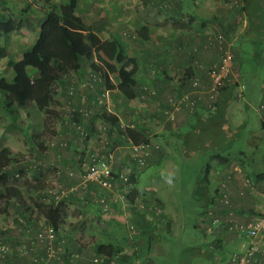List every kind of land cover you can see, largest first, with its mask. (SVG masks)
Segmentation results:
<instances>
[{
	"label": "crops",
	"instance_id": "0c3cea01",
	"mask_svg": "<svg viewBox=\"0 0 264 264\" xmlns=\"http://www.w3.org/2000/svg\"><path fill=\"white\" fill-rule=\"evenodd\" d=\"M223 1L224 0H110L109 16L106 17L104 15L95 18L88 9V6L91 5L90 0H78V8L80 3L83 2L85 9L84 15H77L81 17L86 25L98 31L97 35L101 40H107L109 38L117 39L124 46L125 53L129 57L132 56V50H129L133 49L132 45L141 47V52L145 54V62H143L140 68V71H142L140 73L141 76L137 78V72L135 75L137 80L135 98L126 100L116 89L109 90V99L106 108L118 118L121 129L130 128L134 131L135 135L142 138L143 141H150L152 146L150 147L151 153L148 160H150L152 164L164 162L166 166H172L174 159L177 157L178 147L187 149L186 154L188 157L195 148L197 150H212L211 155L208 156L207 171L205 172L203 168L196 180V182L199 183L198 192L199 189L203 191L200 194L197 192L196 196L193 192L192 197L196 198L197 201H202V203L205 201L211 203L207 208L220 220V223L213 227V231L210 234L211 240L215 239V237L222 239L220 250L217 252L220 257H227L229 255L227 252L229 247L240 244L241 247L239 246V248H236L238 251L241 250L244 245L237 240L239 237L227 231V210L222 203L218 201L221 192L218 184L221 181L226 182L225 193L231 202L233 211L232 218L237 223L245 224L250 217L258 214L262 209L264 201V184L261 182L253 183L251 181L254 187L253 193L250 195H240L241 191L244 190L242 180L251 176V174L248 172L245 164L240 168H238V166H234L233 168L230 167L228 156L219 152L220 149H223L225 144H229L230 129L232 128L234 130L235 128L233 127L234 125L231 124V117L234 119V115H237V117L240 118L239 116L242 113V122L245 123L246 120V115L243 113L242 107L236 105L235 100H233L232 92H234L235 89H233L231 84L226 91L220 90L216 100L213 102L215 107L214 110L208 107L211 102L205 97L200 102L195 112L183 108L175 113V118L172 122L166 121L162 114V109L169 98L176 100L190 89L188 75L191 73L195 74L202 84L208 85L209 81L205 69L211 64L216 63L218 56L216 52L213 53L204 50L203 43L205 34L208 32L213 33L222 31L226 34L233 35L236 30L234 22L236 14L235 12L229 13L224 8ZM252 1V4L259 5L260 10L264 7V0ZM23 3H25L23 0H0V13H5L10 17L12 14H18L19 11L27 13V7L22 8ZM31 3V0H29L27 5ZM131 7H134V9L131 10ZM48 11L45 10L41 12L42 14L39 12L41 14L40 18L38 19V17H36L35 19L40 21ZM131 11L135 12V14L134 17L133 14L130 15L132 17L129 18L127 15H129ZM247 19L250 26L248 31L244 32L243 38L250 33L255 34V36L262 35V38L259 40L260 46L255 47L250 45L252 36L249 37L248 44H245L244 40H242L243 38L240 40L241 49L238 56L236 55L234 58L233 66V68L236 66L240 81H243L242 74L244 72V65L253 63L264 64V25L262 19L261 17H255L254 20ZM254 23L255 25H253ZM37 29L36 27L28 29V31L33 30L32 35L34 37L32 42L28 45V48L35 41ZM106 31H108V35L104 36V32ZM28 33L27 31H19V34L23 37L28 36ZM140 36L143 37L144 41H141V39H139L140 41L134 40V38L138 39ZM24 42L25 41L22 42L20 37L17 38L14 49L18 46L17 44L22 46ZM260 48H263V50L260 51ZM22 49L23 50L16 52L18 58H20V53L24 51V47ZM6 50L8 56L10 53L8 46ZM244 53L248 54L249 58L244 59ZM193 61H196L203 69L193 68L191 66ZM0 66L2 67L0 70H4L3 68H5V66L2 62H0ZM84 66L81 72L76 74L75 77H78L82 81H87V63H85ZM5 70L11 75L9 68L6 67ZM115 75L116 72L111 73L109 76L112 83L117 86L119 78L115 77L113 79ZM68 79L69 78L63 79V81L58 83L56 95L50 101V122L53 120L50 129L54 131V136L57 138L54 144L55 147L49 148L53 151H57V153L52 155L54 156L53 160L56 159V161L52 163L55 165L58 164L60 167V181L64 182V185L77 183L76 186L63 192L62 196L66 195L64 216H66L67 213V202H69V198H71L70 196L67 197V194L71 193L76 187L81 186L80 190L86 193L84 196L87 199V203H89V206L78 208L82 221L93 222L97 220L102 226L106 227L108 223L128 225L133 221H138V219L141 220V217L136 215V209L128 208V206L122 207L118 210V213H103L101 208L93 202L94 198L90 194L91 190L93 192V190L97 189V185L94 183L87 185L83 184L85 169L84 167L80 168L78 166V160L83 156L84 149L82 148V143H79L74 131L64 123L74 116L86 128L95 129L96 126L100 124L102 126L104 124L100 118L98 119L96 117V115L102 114L104 108L100 109L91 104V100L100 90L98 85L97 87L96 84H94L89 88L76 89L75 95L69 97L66 92L69 83ZM225 86H228V84ZM144 88L155 91L156 96L147 95L143 90ZM81 97H84L85 102ZM83 106L90 108L94 115L87 118L80 116L78 114V109ZM97 111H99V113H97ZM233 113L234 115H232ZM263 118L264 115L260 116L262 122ZM236 125L241 126L242 124L236 123ZM113 133L112 136L115 140L116 136ZM203 134H205L204 136L207 138L204 137ZM58 138L66 142V148L68 147V150H70L69 152H72L71 154L65 155L58 153L62 152L60 151L62 150L61 148H56ZM153 145L159 149L156 153ZM43 146L44 144L40 145V151H42L41 157L46 159L48 155L43 153L45 149ZM130 146H118L120 148H118L115 153V170L118 166L121 167L119 172L128 168L129 165L126 166L124 163H128L131 160L130 154H120L126 152L124 150H128V148L125 149L123 147ZM73 149L74 152H76L74 154L72 151ZM35 150H38V148H35ZM77 151L80 153L82 152V154L79 153L78 156ZM37 157L39 156L37 155ZM138 174L136 173L135 176L138 177ZM83 186L85 188H82ZM206 194H210L211 201ZM72 198L75 200L74 197ZM91 208L95 210L93 211L94 213L90 211ZM64 216L62 222L65 220ZM206 221H208L207 217ZM145 222H148L146 217ZM68 226L70 227L69 230ZM68 226L65 227L68 230L67 233H63L62 229L64 227H62V223L58 229V236L66 238L63 254L64 256L66 255L65 258L67 259V263L72 259L71 255H76L75 257L80 255L82 259L76 260L75 264H90V260L96 257L95 250L97 245H100L97 243L100 239L97 236H93V234L89 235L85 232H80L82 229H86V227L80 224ZM138 231L140 232L139 229ZM143 237L145 238L144 233H137V236L130 239V241L134 240V246L138 247L135 253L132 251L128 252L124 247L119 255L124 258L135 257L136 260L139 261L140 258L144 256V251H146L145 247L149 249L148 246H150ZM12 244L16 245L17 243L14 241ZM229 244L231 245L229 246ZM259 244L264 249V237ZM16 248V246L12 248V250L15 251L14 256L10 258L8 255L9 257H7L6 260L10 261V259L14 258V262L17 260L21 264L28 262L29 259L27 257L17 254ZM198 253L203 256L204 264L210 263L211 252L209 253L208 251H203L198 248L195 254L197 255ZM117 259L118 258L115 257L112 260L114 261ZM261 261L262 264H264V254L261 256Z\"/></svg>",
	"mask_w": 264,
	"mask_h": 264
},
{
	"label": "rangeland",
	"instance_id": "374dc122",
	"mask_svg": "<svg viewBox=\"0 0 264 264\" xmlns=\"http://www.w3.org/2000/svg\"><path fill=\"white\" fill-rule=\"evenodd\" d=\"M23 1L25 3H23L22 8L27 7V13L19 11L18 14H12L11 18L16 19L18 25L21 24L19 27L20 31H27L29 32V35L23 37L19 34V31L15 32L18 34L12 33L10 35L7 46L8 49H10L8 57L10 55L9 58L12 59L18 58L16 52L23 50V47L24 50L28 48V45L34 39L32 35L33 30L28 31V29L33 27H36L37 29L40 23L38 19L42 14L41 12H44L45 10L48 11L43 0H31L32 3L28 5L27 2H29V0ZM65 1L66 0H53V4L58 6ZM90 2L91 5L88 6V9L92 16L95 18L104 15L106 17L109 16L110 0H90ZM225 2L226 0L223 1V4H225ZM84 7L83 2L80 3L77 14L84 15ZM131 8V10L134 9V7ZM251 11L249 20H254L255 17H261L264 25V7L259 11L256 10L255 14L254 10ZM132 14L134 17L135 12L133 11L127 16L131 18L132 16L130 15ZM36 17H38V19H35ZM253 25H255V23ZM238 30L239 28L235 30L236 33ZM106 35H108V31L104 32V36ZM37 36L38 31L35 40ZM250 36H252L250 42H253H251L250 45L252 47L260 46L259 40L262 38V35L255 36V34H248L242 39L245 44H248ZM19 37L22 42H25L22 46L17 44L18 46L14 49L15 41ZM132 47L133 49L129 50H132L131 55L136 59L138 64L136 75L138 78L141 76L140 73L142 71H140V68L142 67L143 62H145V54L141 52V47L137 45H132ZM243 58H249V55L244 53ZM0 68L2 67L0 66ZM5 68H3L4 70H0V75L10 79L11 75L5 70ZM238 75L235 66V68H233V79L235 78L239 80L240 78ZM242 75L243 81L241 82L244 84L243 96L241 99H238L235 92H233L232 96L236 105L242 107L243 113L246 115V120L245 123L242 122V113L239 116L240 118H238L237 115H234V113L232 114L234 115V119L231 117V124L234 125L233 127L235 128L234 130L232 128L230 129V139H228L229 144H225L223 149H220L219 152L228 156L230 167L233 168L234 166H238V168H240L245 164L248 172L252 175L254 173L264 172V128H262V121L260 119V116L264 115V110L259 109L261 105H264V64L253 63L250 65H244V72ZM115 77H117V75H115L113 79ZM50 119L51 118L45 117L42 114H37L30 120H25L23 115L20 114L19 121L14 125L9 124L10 120L5 116L0 119V148L7 147L11 151L8 163L9 168H15L19 161H24L27 169L26 172L28 173L27 176L21 175L14 178L16 180L9 178L7 183H9L8 185H19L21 189L22 206L28 210V213H25L24 217L25 219L30 218L36 220L39 225L37 228L38 230L32 231L31 228L22 224L20 220L16 222L15 219H18L19 217L17 218L14 208L11 205L5 206L4 202L0 199V232H4V234H0V243L5 246L7 249L6 253L10 258L13 257L12 253H15L12 248H15L16 246L17 254L29 259L28 262H25L24 264H33L34 255L32 251L35 252V255L38 254L37 256L42 255L45 246H47V249L49 247V250L51 249L52 251H55L54 255L59 258V261L57 262L53 260L55 264H75L76 260L82 259L80 255H77V257H75L76 255H72V259L68 263H65L64 260L66 255L62 258V252H60V250L63 251L65 246L63 248L58 246L55 249L53 246V240L48 241L45 236L46 227L44 224V218L39 211L35 209L36 202H38V199L39 201L41 199L40 195L46 196V194L42 193V191L38 192L37 189L31 187L37 183L30 174V171L33 169V164H40L42 166V175L45 176L43 183L46 184L48 189H51L52 187H59L62 189L66 186L64 185V182L60 181V167L58 164L55 165L52 163L53 161H56V159L53 160L54 156L52 155L57 153V151H53L49 148L53 147L50 145L55 144L57 138L54 136V131H51L50 129L53 123V120L50 122ZM236 123L242 125L237 126ZM204 135L205 134H203V136ZM40 143L44 144L43 147L45 149L43 150V153L48 155V158L46 159L40 155L42 152L40 151ZM146 143L149 145L148 152L150 156V147L152 144L150 141H147ZM153 147L155 148L154 150L156 153L159 149L154 145ZM33 148H38V150H35L34 152ZM61 149L62 150L60 151L62 152H58L60 154L68 155L72 153L69 152L70 150H68V147H61ZM72 151L73 154L76 153L74 152V149ZM124 151L126 152H122L120 155L130 154L129 150ZM77 153L79 156L80 152L77 151ZM186 153L187 149L178 147L177 157L174 159L172 166H166L164 162L160 164H152L151 161L148 160V156L145 167L139 171L138 177L136 178V187L140 190V194H142L141 197L138 196V198H136V201L138 203L141 201L143 204L146 201L147 206L144 204V213L145 217L148 219L150 229L153 230L149 242L150 246L148 252L147 247H145L146 254L140 258L139 261H137L135 257H127L120 261L114 260L115 264H204L203 256L200 255V253L196 255L195 252L198 248L206 251L207 243L212 241V238L211 235H205L204 233L206 215L202 214L204 208L200 206L202 201H196L195 198L192 197V193L194 191L198 192L199 186L196 185V180L198 179L201 170L207 164L208 156L211 155L212 150H197L195 148L192 154L190 153L189 157ZM80 154H82V152ZM37 155L40 157H37ZM128 163L124 164L127 166ZM130 188L132 189V185ZM202 191V189L201 191L199 189L198 193L200 194ZM98 192L99 189L97 187L93 192L91 190L90 194L95 199ZM72 193L71 196L74 197L75 200L69 198V202H67V213L66 216H64L65 220L62 222V227H64L62 229L63 233H67L70 229L68 225L80 224L86 227V229H82L80 232L97 236L100 239L97 242L98 244L110 242L113 245L117 244L121 245L123 248L125 247L128 252L132 251L135 253V250L138 247L134 246V240L130 241L132 237L128 226L131 223L128 225L108 223L107 226L104 227L97 220H94L93 222L82 221L78 208L89 206V204H87L82 198L85 197L84 195L86 193L83 190H78ZM93 202L95 201L93 200ZM46 203H49V200ZM90 211L94 213L93 211L95 210L91 208ZM67 226L68 230L65 228ZM38 234L42 235V237ZM237 240L246 247L244 239L237 238ZM14 241L17 243L16 245L12 244ZM230 245L231 244H229V246ZM239 246L240 244L229 247L227 251L228 254L230 255L232 253L243 251L244 246L241 250H236ZM59 247L60 250H58ZM6 259L7 258L0 257V264H21L18 260L14 262V258L10 259V261Z\"/></svg>",
	"mask_w": 264,
	"mask_h": 264
},
{
	"label": "trees",
	"instance_id": "16d2710c",
	"mask_svg": "<svg viewBox=\"0 0 264 264\" xmlns=\"http://www.w3.org/2000/svg\"><path fill=\"white\" fill-rule=\"evenodd\" d=\"M43 3L49 11L48 13H45L43 19L40 20L39 27L37 29L38 36L32 45L21 53L20 58L18 59L9 58L7 56L6 47L9 42L10 35L20 31L19 27L21 24L18 25L17 20L11 18L9 15L0 13V62H2L4 66L9 68L11 71L10 79L0 75V119L1 117L5 116L10 120L9 124L14 125L19 121L20 114L23 115L25 120H30L34 115L37 114H42L45 117L51 118L50 101L56 95L57 85H59L58 83L63 81V79L69 78V83L66 88V92L69 97H73L75 95V92L77 91L76 89L89 88L96 84V87L98 85L100 90L98 94H96L91 100V104L92 106H97L100 109L104 108L102 114L96 115V117L98 119L100 118L104 124L102 126L101 124L96 126L95 129L86 128L74 116L69 118V120L64 123L74 131L79 143H82V147L88 143V140H91V143L94 146L99 145V142L102 140V136H104L107 141L105 146L107 153L114 147L133 146L139 145L142 142H147L143 141L142 138L137 137L134 131L130 128L121 129L118 118L106 108L107 104L102 102L98 103V100L103 94L106 92L108 93L109 90L113 89H116L118 93L126 100H132L135 98V87L137 85L135 75L138 68L136 59L132 56L129 57L125 53L124 46L117 39L109 38L107 40H101L97 35L98 31H96L94 28L92 29L82 21L81 17L77 15L78 0H66L64 3L58 6L53 4V0H43ZM252 3V0H237L236 5L232 6L231 8H228L226 5H224V8L229 13L236 12L234 22L236 24V29L239 28L238 32L242 28V31L239 33L237 38L239 51L241 49L240 40L243 38L244 32L248 31L250 26L247 18L250 17L252 12L251 10H254V14L256 13V10H260L259 5H254ZM218 32L228 38L238 33H236V31L233 35L226 34L222 31H216L213 33ZM206 35L207 34L204 36V40L206 39ZM139 39L144 41L143 37L141 36L140 38L138 37V39L134 38L135 41H140ZM260 49V51L263 50V48ZM212 52L215 53L214 50H212ZM85 63H87L88 67V77L87 81H82L78 77H75V75L81 72L82 68L85 67ZM115 72L119 78V83L117 86L112 83L109 76L111 73ZM227 84L228 86H223L221 88L222 91L229 89V85L231 84L233 89L236 91L237 83H231L229 81ZM154 96H156V94ZM81 99L85 102L84 97H81ZM86 110L88 113L84 115L83 112ZM97 113H99V111H97ZM78 114L83 118L94 115L93 111L90 108H87V106H83L78 109ZM261 125L262 128H264V121L261 123ZM86 131L89 134V138H81L80 132ZM112 133L116 136L115 140L113 139ZM57 142L56 148L67 146L66 142L59 140V138ZM41 143L40 145H43ZM50 146H54V144ZM33 151H35L34 148ZM10 154L11 151L7 147L0 148V199L4 202L5 206L11 205L14 208L17 218H20L15 219L16 222L20 220L22 224L26 225V227L31 228L32 231H36L38 230L37 221L30 218L25 219L24 217L25 213H28V210L22 206L21 189L19 185H8L9 183H7L9 178L13 180L18 176L28 175L24 161H19L15 168H9L8 163ZM107 160L108 159L106 157V161ZM78 166L80 168L83 167L81 159L78 160ZM114 168L115 165L112 166V175L114 177V181H117L119 173L121 172H119L121 167H116V170ZM207 169L208 164L204 166V171L206 172ZM30 174L37 182L36 185H32L31 187L33 189H37L38 192L42 191V193L46 194V196L40 195L41 199L40 201L38 199V202H36L35 209L38 210L43 216L45 227L48 226L52 229L54 235L53 246L55 249L58 246L63 248L66 244V238L58 236V229L59 226H61L63 220L66 200V195H62L65 190H69L71 187L76 186L77 183H72V185H70L71 183L67 184L62 189L59 187H52L51 189H48L46 184L43 183L45 176L42 175V166L40 164H33V169L30 171ZM249 177L248 178L253 183L261 182L264 184V172L254 173ZM136 178V176L129 177V182L132 185V189H130L128 195L125 196V201L128 205V208L134 204V200L138 196L141 197L142 195L140 194V190L136 188ZM114 181L113 183H115ZM196 184L198 186L199 183L197 182ZM80 187H76V189H74L72 192L80 190ZM82 188L85 187L83 186ZM72 192L68 193L67 197L71 196V194H73ZM196 193L197 192L194 191L193 194L196 196ZM55 195L62 196V198L56 204L54 203ZM206 195L209 196V199L211 198L210 194ZM82 198L87 203V199L85 197ZM48 200L49 203H46ZM195 200L197 201L196 198ZM144 204L146 205V201ZM210 204L211 203H207L205 201L200 205L204 207L202 214H207V207H209ZM131 208L136 209L133 207ZM136 215L140 216L141 220L137 218L138 221H133L132 223L134 226H136L138 233L145 234V238L143 237V239L147 238L146 243H149L153 230L150 229L149 223L145 222L144 212L142 213L136 210ZM2 233L4 232H0V234ZM205 235L208 234L205 233ZM221 243L222 239L215 237V239L207 244L206 251L209 253L211 252L209 264L212 263V257L215 253L214 250L216 252L219 251ZM60 247L58 250H60ZM210 247H212L214 250L210 249ZM48 250L49 247L47 249V246H45L42 255L39 256H37L38 254L35 255V252L32 251L34 255L33 259L46 257ZM122 251L123 247L121 245H113L111 243L100 244L96 247L95 258H98L99 264H114L112 259L115 257H117V260L119 261L124 260V257L119 255ZM53 252L55 253V251ZM60 252H62L61 257L63 258V251L60 250ZM14 254L15 253H12L13 256ZM145 254L146 251H144V256ZM7 257L8 255L6 253L2 258ZM228 257L229 255L227 257H220L223 264H228V262L225 263ZM64 261L67 263L66 258ZM91 264H93L92 259Z\"/></svg>",
	"mask_w": 264,
	"mask_h": 264
},
{
	"label": "built area",
	"instance_id": "2783aa9c",
	"mask_svg": "<svg viewBox=\"0 0 264 264\" xmlns=\"http://www.w3.org/2000/svg\"><path fill=\"white\" fill-rule=\"evenodd\" d=\"M237 0H226L225 4L228 8L236 5ZM244 26V24H243ZM240 31L231 36L230 38L225 37L221 33H206V39L203 43V48L206 51L214 50L217 53L218 60L216 63L211 64L206 67L205 71L208 76V85H204L200 82L199 78L191 73L188 75L190 80V89L184 92L178 99L169 98L165 106L162 109V114L165 117V120L168 122L174 121L175 113L180 111L183 108H187L190 111H196L200 102L206 97L211 102L209 108L214 110L213 102L216 100L219 91L227 83H237L236 86V97L241 99L244 91V84L237 79H233V66L234 58L239 53L238 47V35ZM191 66L195 69H203L196 61H194ZM147 95L154 96L156 94L153 90H148L147 88L143 89ZM108 93L102 95L98 100V103L108 102ZM260 110H264V105L259 107ZM88 111H84L85 115ZM264 121V118H263ZM81 138H89V134L86 132H80ZM101 142L99 145H92L91 140H88V143L84 147V156H81V162L85 169V175L83 178V184L87 185L88 183H95L99 187V194L95 197V202L101 208V211L106 214L118 213L124 206H128L125 201V196L130 192L131 183L129 182L130 176H135L138 174L145 165L146 160L149 156V145L144 142L139 145H133L128 148L130 151L131 160L128 163V168L124 169L119 173L117 181H114L112 175V166L115 162V153L118 148L114 147L111 151L106 152L105 146L107 141L104 136L101 137ZM107 153V154H106ZM107 157V161H106ZM113 181L115 183H113ZM220 194L218 201L227 210V231L233 233L239 238H242L246 242V247L243 251L232 253L229 255L225 263L228 264H262L261 256L264 254V249L260 246V241L264 237V201L262 209L258 214L253 215L248 219L245 224L237 223L233 220L231 202L225 193L226 182L221 181ZM242 185L244 190L241 191L240 195L247 194L250 195L254 191L253 184L251 180L246 177L242 180ZM54 192V191H53ZM62 196L55 195L54 203L56 204ZM131 207L136 208L139 212L145 211V205L140 201L139 203L134 200V204ZM130 207V208H131ZM206 217L208 221L204 224V231L206 234L210 235L213 231V227L220 223V220L217 216H214L212 211L208 209ZM128 229L132 237L137 236V229L134 224L131 223L128 226ZM42 237V235H39ZM46 238L48 241L53 240V232L50 227H46ZM210 249L214 250L212 247ZM7 249L4 245L0 244V257H3L6 254ZM211 264H223L218 253L214 250ZM54 252L50 249L44 258H36L33 260V264H55L59 261L57 256H53ZM93 264H99L98 258L92 259Z\"/></svg>",
	"mask_w": 264,
	"mask_h": 264
}]
</instances>
